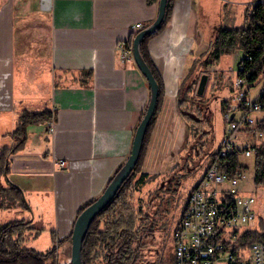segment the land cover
<instances>
[{"label":"crops","instance_id":"crops-1","mask_svg":"<svg viewBox=\"0 0 264 264\" xmlns=\"http://www.w3.org/2000/svg\"><path fill=\"white\" fill-rule=\"evenodd\" d=\"M158 2L0 0V151L13 143L10 131L23 108L53 113L28 126L24 144L8 154L2 179L22 188L30 206L26 210L44 224L56 246L62 242L70 249L79 208L102 192L130 152L150 86L132 48L123 58L118 44L155 18ZM220 2L173 0L167 25L148 41L164 93L143 172H167L179 160L188 134L179 109L181 82L223 24ZM216 63L199 71L209 74L205 87L209 78L216 79L209 72ZM245 137L246 132H238L240 142ZM254 209L256 217L239 230L264 227L257 222L256 201Z\"/></svg>","mask_w":264,"mask_h":264},{"label":"trees","instance_id":"trees-1","mask_svg":"<svg viewBox=\"0 0 264 264\" xmlns=\"http://www.w3.org/2000/svg\"><path fill=\"white\" fill-rule=\"evenodd\" d=\"M172 4L173 0H167L165 15L158 30L153 34L145 35L140 42V51L150 65L159 86L154 114L146 128L134 168L123 180L113 197L95 215L85 233L81 247L83 264L159 263L158 256L157 258L152 256L153 252L150 249L158 225L163 224L164 210H162V206L169 201L167 193L174 196V190L179 180L178 173L182 174L179 170L193 163L194 158H199L204 154L210 155L208 164L216 156V151L210 152L208 147L211 123L208 97L201 94L195 95L193 92L200 69L209 63L218 62L223 54H230L238 47L243 54V69L239 73L245 75L247 84L253 85L264 74V0H258L253 3L251 11L247 13L245 22L236 24L231 21L221 25L207 49L196 56L181 82L179 109L188 124L189 133L178 164L164 174L163 178L159 173L143 172L142 164L148 140L164 93L160 74L148 54V41L167 25L172 13ZM134 34L135 32L131 31L124 42L130 49ZM87 73L89 72L86 71L84 74ZM228 81L231 82V80ZM215 83L216 81L212 82V87H220L224 82L220 78L217 80V85ZM231 103L232 101L229 99H222V110L229 108ZM52 116L53 113L48 108L30 109L25 107L19 112L15 127L10 131L13 143L4 146L0 151V173L5 172L8 168V154L24 144L28 126L31 123L52 118ZM220 159L222 168L228 173V176L234 175L237 168L243 166L239 160L238 149ZM119 168L120 166L115 172ZM254 170L255 183L264 184V144L255 148ZM160 176L161 180L156 181L145 198L135 196L136 192L144 185L151 184ZM95 198L84 202L78 213ZM171 203L174 204L172 201ZM7 207L30 209L22 188L12 181L0 184V208ZM43 228V223L36 222L27 216H14L0 221V264H63L58 260L57 246L51 247L46 252H41L24 243L29 234H37ZM239 240L242 246H248L255 240L264 241V227L243 230L239 235ZM171 247L173 257L169 264H175L173 241ZM66 264L71 263L68 261Z\"/></svg>","mask_w":264,"mask_h":264},{"label":"built area","instance_id":"built-area-1","mask_svg":"<svg viewBox=\"0 0 264 264\" xmlns=\"http://www.w3.org/2000/svg\"><path fill=\"white\" fill-rule=\"evenodd\" d=\"M42 2L49 4L50 0ZM118 46L123 58L131 55V49L124 42ZM235 56L236 84L240 89L230 107L223 111L226 128L216 156L191 188L182 217L173 227L175 264H264V241L255 240L242 246L239 240L243 231L239 226L250 223L257 215L254 194L243 195L239 191L247 172L240 167L234 175L228 176L220 159L235 149L239 154L254 156L255 148L264 144V93L256 98L246 96L251 85L247 84L245 75L239 73L243 69V54L237 50ZM244 84L248 85L247 90L241 88ZM241 131L261 140L239 143L238 132ZM58 161L66 164L64 158ZM223 250L225 254L220 255Z\"/></svg>","mask_w":264,"mask_h":264},{"label":"rangeland","instance_id":"rangeland-1","mask_svg":"<svg viewBox=\"0 0 264 264\" xmlns=\"http://www.w3.org/2000/svg\"><path fill=\"white\" fill-rule=\"evenodd\" d=\"M255 1L258 0H223V1L221 0L220 4L221 7H223V12H222L223 23H229L233 21L236 24H240L245 22L246 15L251 11V8ZM212 8L214 9L213 15H215L218 8L215 2L213 3ZM237 50L238 47L235 48L234 51L230 54H223L220 60L216 63V66L209 68V72L213 71V75L216 74V72L217 75L221 74L222 75L221 79L224 83L220 87L217 86L212 87L211 83L213 81L214 82L216 81L215 85H217V80H220V77L218 76L216 79L209 78L207 85L203 90V93L201 94L202 96L208 97V104L210 108L209 116L211 119V123H210V136L208 140L209 141L208 147L210 149V152H215L219 148L221 144L222 135L224 134V130L226 128V121L223 116L221 101L222 99H229L233 101L234 96L237 94V92L240 89V87H238L236 84V73H237L238 65H237V61H235L234 52ZM263 75L256 83L250 86L248 92H246V96H250L251 98H256L257 96H259L261 93L264 92ZM229 77L232 81L226 82V80H228ZM209 84L211 87H209ZM247 86H248L247 84H244L241 88L243 90H247ZM194 94L195 95L198 94L196 90H194ZM245 139H248L249 141L252 142H254L255 140L257 141L261 140L260 138H256L253 136H248V138L245 137L244 140ZM238 142H240L239 139ZM209 157L210 155H208V153L207 155L204 154L199 158H194L193 163H191L190 165L181 168L179 171L182 172V174L178 173L179 180L174 190V196H172L171 193H167V197L169 198V201L163 204L162 206L163 207L162 210H164L163 218H162L163 224L158 225L156 231L157 237L152 243L150 249L153 252L151 253V255L156 256V258L158 256L160 260L159 263L157 264H169L171 262V257H173L172 247H171L173 241V236H172L173 227L182 217L183 209L185 207L184 204H186L185 202L187 201L188 194L191 188L202 177L205 166L209 160ZM179 160H180V155H179ZM240 160L243 165L242 167L245 168L247 172V178L244 181L240 182L239 191L243 195H248L251 193L256 196V208L259 213L257 217L258 220L257 222H261V221L264 222V184H256L253 180L254 156L253 155L247 156L241 153ZM176 165H174L173 168ZM167 172L160 173L162 178L163 175L166 174ZM2 176L3 174L0 173V184H7L8 182L5 179H2ZM161 176L158 177L157 180H153L151 184L144 185L140 190L136 192L135 196L137 198L140 197L145 198L147 192L150 191V188H152L155 185L156 181L161 180L160 179ZM170 199L172 202H174V204L171 203ZM0 212L3 213V214L0 213V221L7 220L14 216H27L32 218L36 222H40L39 219H37L36 217L35 218L32 217V213L20 207L0 208ZM24 243L28 247L34 248L41 252H46L51 247L56 246V242H52L49 235V231L45 230V226L37 234L36 233L29 234L28 238H25ZM67 247L68 245L62 244V242H60V246H57L58 260L60 263L66 264L69 261L70 249H68ZM225 252L226 250L221 251L220 255H224Z\"/></svg>","mask_w":264,"mask_h":264},{"label":"water","instance_id":"water-1","mask_svg":"<svg viewBox=\"0 0 264 264\" xmlns=\"http://www.w3.org/2000/svg\"><path fill=\"white\" fill-rule=\"evenodd\" d=\"M166 3L167 0H159L155 18L145 26L138 29L134 34L132 40V56L138 68L148 81L150 86V98L144 113L134 130L130 152L127 157L121 164L118 171L115 172L110 181H108L102 192L77 214L73 222L70 233L71 245L69 261L71 264H83L81 256L82 241L91 221L113 197L123 180L130 174L138 160L146 128L155 111L159 91L157 79L150 65L147 63L140 51V42L145 35L153 34L158 30V27L165 15ZM207 77L208 74L206 72H202L199 75L196 81V92L198 94L203 93Z\"/></svg>","mask_w":264,"mask_h":264},{"label":"flooded vegetation","instance_id":"flooded-vegetation-1","mask_svg":"<svg viewBox=\"0 0 264 264\" xmlns=\"http://www.w3.org/2000/svg\"><path fill=\"white\" fill-rule=\"evenodd\" d=\"M157 231V230H156ZM156 231H155V234H154V239L153 240H155L156 239V237H157V235H156Z\"/></svg>","mask_w":264,"mask_h":264}]
</instances>
